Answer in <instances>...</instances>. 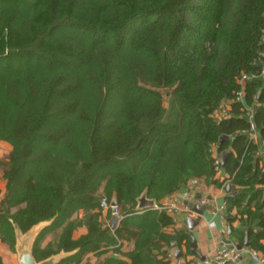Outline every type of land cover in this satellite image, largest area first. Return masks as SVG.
Returning a JSON list of instances; mask_svg holds the SVG:
<instances>
[{
	"label": "trees",
	"instance_id": "trees-1",
	"mask_svg": "<svg viewBox=\"0 0 264 264\" xmlns=\"http://www.w3.org/2000/svg\"><path fill=\"white\" fill-rule=\"evenodd\" d=\"M263 53L264 0H0V142L12 146L2 241L15 250L11 219L27 231L56 216L37 260L79 248L60 264L107 250L121 256L100 264H177L170 249L190 251V236L166 232L173 212H140L138 198L162 206L198 178L223 186L216 148L236 192L232 235L244 246L248 230L264 254ZM115 195L123 218L112 232L101 200Z\"/></svg>",
	"mask_w": 264,
	"mask_h": 264
},
{
	"label": "crops",
	"instance_id": "crops-1",
	"mask_svg": "<svg viewBox=\"0 0 264 264\" xmlns=\"http://www.w3.org/2000/svg\"><path fill=\"white\" fill-rule=\"evenodd\" d=\"M12 150V146L10 143L6 141L0 142V200H2L6 194V188H7V179L4 177V167L2 165L3 161L8 159V156ZM199 179V188L198 191L195 194V197L192 199V201H198L196 199L197 194H201V197L206 198L207 202L206 204H209L210 207L206 210L205 216L202 217L201 222L199 225H197L193 231V234L197 240V247L196 251H194L190 247V251L187 248V244L184 241V243L181 246L173 247L170 249V252H174L176 255V250L181 249L184 253V256L180 259L176 258V262L178 264H187L188 262L190 264H193L195 259H199L202 262L209 260L214 255L216 249L224 242H228V239H231L232 242L236 243L235 238L233 235L229 236L228 234V226L231 223L233 219V215L237 213V208H233L231 214L228 212V215L224 213L225 210H227V191L222 188V186H218L214 183L212 180H207L205 178H198ZM181 191H178L174 193L173 195L167 196L163 201L162 205L169 204L171 201H179V206L183 205L182 202L178 199V195L181 194ZM173 197V199H171ZM177 198V200H176ZM156 208H160L159 203L156 201ZM171 212H173V222L167 226L164 227V230L169 233L175 232L179 228H184V218L185 213L180 212L178 210L174 209H168L165 208ZM228 211V210H227ZM142 212V211H140ZM194 218L198 216L197 213H195L192 210V213L190 214ZM112 217V212L109 213L108 210H103L102 215V222L104 224V227L109 228L112 232L113 230L109 224ZM228 217L232 218L231 221H229ZM121 222V220H120ZM119 222V225H120ZM233 225L236 227H240L239 220H236L233 222ZM227 228V232L224 233L223 229ZM58 235L60 231H57ZM87 232L86 227H81L77 229L74 233L75 237H79L80 235ZM54 232L49 233L44 241L43 245H46L50 241H54L55 237ZM57 235V237H58ZM191 241V239H190ZM16 244V243H15ZM134 248L133 242H125L122 250L123 252L130 251ZM169 250V249H168ZM108 255H119V253L114 252L112 250H107L105 254H98L95 252H89L83 260L80 263H71V264H100ZM0 259L2 264H19L18 262V255L16 248L13 250L10 248L5 242L2 241L0 238ZM248 262V258L241 261L240 264H245Z\"/></svg>",
	"mask_w": 264,
	"mask_h": 264
},
{
	"label": "water",
	"instance_id": "water-1",
	"mask_svg": "<svg viewBox=\"0 0 264 264\" xmlns=\"http://www.w3.org/2000/svg\"><path fill=\"white\" fill-rule=\"evenodd\" d=\"M224 139H230L229 136H225L222 138V141ZM228 155V152L225 151L222 154V163H225L226 157ZM227 197L228 195H234L236 192H231V187L227 186ZM197 199L201 198V194L196 195ZM178 199L182 201L184 204H186L190 209H192L195 213L198 214L196 218H194L191 215H186L184 218V229L186 230L187 234L190 236V247L196 251L197 247V240L193 234V231L197 225L202 220V217L205 216L206 210L210 207L209 204H202L199 201H192L183 196V194L178 195ZM111 204L113 206L118 205L117 197L116 195L112 198ZM156 207V200L153 198H149L147 195V192L145 191L139 198H138V204H137V210L138 211H145L147 209L155 208ZM224 213L228 215V211L225 210ZM56 216H54L51 219L42 220L38 223L31 226L27 231H23L22 228L19 226L17 222H15L13 219L11 221L13 222V225L15 227V236H16V244L15 248L18 255V262L19 264H60L64 259L74 255L79 248L67 251L65 249L60 250L59 252L50 255L49 257L37 260L35 254H34V246L35 243L39 237V235L42 233V231L51 226L53 222L55 221ZM229 221H231L232 218L228 217ZM120 215L118 212H113L111 220L109 222L111 228L113 230H116L119 226L120 222ZM228 234L229 236L232 235V227L231 224L228 226ZM228 242L231 243L232 240L228 239ZM179 245L178 242L173 243V247H177ZM246 247L250 246L249 236H248V230L246 231V238H245V245ZM238 248L242 249L243 245L238 244ZM168 251V250H167ZM184 256V253L181 249L176 250V258L180 259ZM248 258L249 264H264V262L254 258V257H248V254H245L242 258V260ZM229 264V263H227Z\"/></svg>",
	"mask_w": 264,
	"mask_h": 264
},
{
	"label": "built area",
	"instance_id": "built-area-1",
	"mask_svg": "<svg viewBox=\"0 0 264 264\" xmlns=\"http://www.w3.org/2000/svg\"><path fill=\"white\" fill-rule=\"evenodd\" d=\"M264 56V53H263ZM254 77V75L244 74L242 80L250 79ZM239 99L243 98V91L239 92ZM228 113V107H224L221 109L216 115L219 119H222L223 117L227 116ZM253 134L252 136L256 139L257 133L255 130V127L252 126ZM258 155L262 157L261 159V166L264 169V149L260 150L258 152ZM213 157H214V165L216 170V178H219L220 180L224 181V184L222 188L226 190L227 184L230 182L228 179V175L224 173V169L222 167V154L216 150V148L213 150ZM199 188V179H191L189 182V185L182 189L181 194L188 198L189 200H192L195 197L196 192ZM173 199V197L171 198ZM197 199V198H196ZM177 200V198H176ZM200 203L206 204L207 200L206 198L201 197L200 199H197ZM182 202V201H181ZM183 205L179 206V201H171L169 204L160 206L161 209H174L178 210L180 212L185 213V215H190L192 213V209H190L186 204L182 202ZM101 206L104 210L111 209L112 214L113 212H118L120 215V219L123 217L121 216L118 205L113 206L111 204V201L105 196L101 200ZM186 217V216H185ZM224 233L227 232V228L223 229ZM245 254H248V257H254L262 262H264V254H261L257 251L251 250L249 247L243 246L242 249L238 248V244L235 242L227 243L224 242L216 249L214 255L211 259L206 261H201L199 259H195L193 264H240L242 261V258ZM169 257L176 260V255L174 252H169ZM178 264V263H177Z\"/></svg>",
	"mask_w": 264,
	"mask_h": 264
},
{
	"label": "rangeland",
	"instance_id": "rangeland-1",
	"mask_svg": "<svg viewBox=\"0 0 264 264\" xmlns=\"http://www.w3.org/2000/svg\"><path fill=\"white\" fill-rule=\"evenodd\" d=\"M55 235H53L55 237V239L57 238L58 232H54Z\"/></svg>",
	"mask_w": 264,
	"mask_h": 264
}]
</instances>
